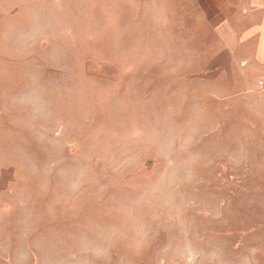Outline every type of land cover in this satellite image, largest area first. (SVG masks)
Returning <instances> with one entry per match:
<instances>
[{
	"label": "rangeland",
	"instance_id": "1",
	"mask_svg": "<svg viewBox=\"0 0 264 264\" xmlns=\"http://www.w3.org/2000/svg\"><path fill=\"white\" fill-rule=\"evenodd\" d=\"M115 2L0 0V264H264L263 94L130 68Z\"/></svg>",
	"mask_w": 264,
	"mask_h": 264
},
{
	"label": "crops",
	"instance_id": "2",
	"mask_svg": "<svg viewBox=\"0 0 264 264\" xmlns=\"http://www.w3.org/2000/svg\"><path fill=\"white\" fill-rule=\"evenodd\" d=\"M115 3L126 6L130 68L158 70L191 87L199 82L212 95L257 96L245 92H258L264 76V0Z\"/></svg>",
	"mask_w": 264,
	"mask_h": 264
},
{
	"label": "built area",
	"instance_id": "3",
	"mask_svg": "<svg viewBox=\"0 0 264 264\" xmlns=\"http://www.w3.org/2000/svg\"><path fill=\"white\" fill-rule=\"evenodd\" d=\"M256 89L260 93L264 94V76L260 77L256 82Z\"/></svg>",
	"mask_w": 264,
	"mask_h": 264
}]
</instances>
